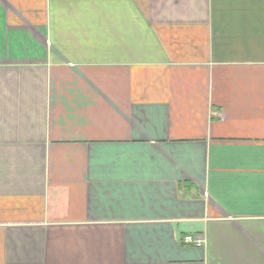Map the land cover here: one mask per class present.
<instances>
[{
	"label": "crops",
	"instance_id": "crops-1",
	"mask_svg": "<svg viewBox=\"0 0 264 264\" xmlns=\"http://www.w3.org/2000/svg\"><path fill=\"white\" fill-rule=\"evenodd\" d=\"M0 264H264V0H0Z\"/></svg>",
	"mask_w": 264,
	"mask_h": 264
},
{
	"label": "built area",
	"instance_id": "built-area-1",
	"mask_svg": "<svg viewBox=\"0 0 264 264\" xmlns=\"http://www.w3.org/2000/svg\"><path fill=\"white\" fill-rule=\"evenodd\" d=\"M184 243L185 244H193V243H196V242L193 240V238L187 237V238L184 239Z\"/></svg>",
	"mask_w": 264,
	"mask_h": 264
}]
</instances>
